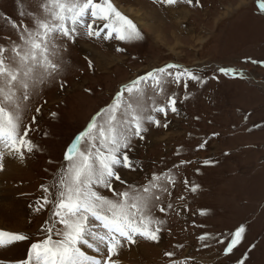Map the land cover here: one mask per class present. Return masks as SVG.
Listing matches in <instances>:
<instances>
[{
	"label": "rangeland",
	"instance_id": "obj_1",
	"mask_svg": "<svg viewBox=\"0 0 264 264\" xmlns=\"http://www.w3.org/2000/svg\"><path fill=\"white\" fill-rule=\"evenodd\" d=\"M39 3L0 0V46L8 48L18 40L13 23L21 29L33 26L29 13L41 14ZM111 3L137 26L141 38L119 40L113 33L104 39L107 30L100 21L93 26L99 37H89L80 28L74 39L57 41L61 70L29 100L21 101L22 131H28L27 139L36 148L24 152L23 159L15 153L8 158L16 169L0 180L4 189H11L10 196L0 201V231L27 239L0 246V264L27 260L31 244L48 237L45 229L53 222V231L63 227L53 216L54 204H45L44 197L52 199V185L68 168V147L94 118L98 127L104 123L107 114L101 110L113 103L117 93L129 99L127 85L150 72L160 77L155 70L168 65L176 67L167 68L164 91L153 89L150 79L138 85L144 92V116L151 115L159 125L143 121V139L132 136L130 148L122 149L132 164L117 169L126 183L112 182L117 192L131 191L127 185L142 191L153 174L171 177L174 183L167 178L158 181L166 191L154 190L160 200L155 201L152 215L163 221L159 239L136 237L113 260L118 264H264V0ZM222 68L229 74L220 72ZM185 71L198 79L182 75L175 81L176 73ZM168 97L176 101L175 112L152 111L154 105L166 107ZM89 147L87 138L79 144L81 151ZM8 154L9 149L0 145V162ZM45 187L49 193L43 191ZM93 189L117 199L108 188L93 185ZM241 227L239 242L226 254Z\"/></svg>",
	"mask_w": 264,
	"mask_h": 264
},
{
	"label": "snow or ice",
	"instance_id": "obj_2",
	"mask_svg": "<svg viewBox=\"0 0 264 264\" xmlns=\"http://www.w3.org/2000/svg\"><path fill=\"white\" fill-rule=\"evenodd\" d=\"M160 2L171 5L177 3V0ZM39 7L41 14L29 13L33 26L21 29L13 23L18 40L12 41L8 48L0 46V144L21 159L24 152L31 153L36 148L27 139L28 131H22L21 101L29 100L40 85L61 70V45L57 41L74 39L80 28H84L89 37H99L100 31L93 30L97 21L102 22L103 29L107 30L104 39H109L113 33L119 40L141 38L137 26L122 15L111 0H40ZM167 68L155 70L161 74L160 77L150 72L147 77H140L127 85L125 91L129 99L125 100L123 93H117L113 103L101 110L107 114L104 123L98 127L94 118L87 130L68 147L65 153L68 168L61 173L58 183L52 185L55 189L51 194L52 199L44 197L45 204H54L53 216L63 227L53 231V222V227L45 229L49 233L48 237L31 244L28 259L20 264H32L33 260L35 264H118L113 257L118 255L125 243L134 244L136 237L150 241L159 239V225L163 221L152 215L155 201L160 200L154 190L166 191L158 181L167 178L170 183H174L171 177L167 174L164 177L153 174L149 182L142 186V191H138L134 185H127L131 191L117 192L112 182L126 183L117 169L131 168L132 164L122 149L130 148L132 136L143 139L142 132L146 131L143 121L147 119L159 125V121H155L151 115L144 116V92L138 85L150 79L153 89L164 91L163 85L168 81L163 76ZM219 71L225 75L230 72L223 68ZM182 75L189 80L198 79L185 71L177 72L175 81H179ZM175 104V99L168 97L166 107L154 105L152 111L166 114V109L170 108L175 112ZM85 138L90 147L87 151H81L79 144ZM2 160L3 155H0ZM2 169L3 164L0 163ZM93 185L108 188L117 199L110 200L100 195L93 189ZM43 191L49 193L50 189L45 187ZM192 191L195 192L196 188L193 187ZM97 227L104 231L94 230ZM243 232V227L235 232V238L226 248V254L239 242ZM54 235L59 239H53ZM26 239L25 235L19 233L0 231V246ZM83 248L97 255H89ZM166 255L171 256V253Z\"/></svg>",
	"mask_w": 264,
	"mask_h": 264
},
{
	"label": "bare ground",
	"instance_id": "obj_3",
	"mask_svg": "<svg viewBox=\"0 0 264 264\" xmlns=\"http://www.w3.org/2000/svg\"><path fill=\"white\" fill-rule=\"evenodd\" d=\"M141 25V24H140ZM142 27H144L143 26V24L141 25ZM0 145H2L3 147H4V145L3 144H0ZM10 151V150H9ZM7 156V155H6ZM14 156V153H12L11 151H10V154H8V157L7 158H5V161H3V162H0V163H2L3 164V169H2V174L0 175V180H2L4 177H5V175L6 174H8L10 171H12L13 169L15 170L16 168V164L15 163H13V162H11L8 158H12ZM15 158V157H14ZM13 161V160H12ZM18 165V164H17ZM14 176V175H13ZM2 177V178H1ZM4 187V184H2V182H0V201H2V200H4V199H6L7 198V195H9L10 196V193H9V191L11 190V189H9V187H7V188H3ZM9 189V190H8ZM2 194V195H1ZM12 205V204H11ZM8 210V209H7ZM2 213V212H1ZM2 214H4V213H2ZM20 217L21 216H19V219H20ZM97 258H99V257H97Z\"/></svg>",
	"mask_w": 264,
	"mask_h": 264
}]
</instances>
